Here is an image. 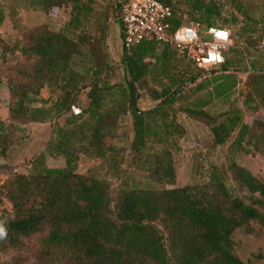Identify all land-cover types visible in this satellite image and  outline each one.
Here are the masks:
<instances>
[{
	"label": "trees",
	"instance_id": "trees-1",
	"mask_svg": "<svg viewBox=\"0 0 264 264\" xmlns=\"http://www.w3.org/2000/svg\"><path fill=\"white\" fill-rule=\"evenodd\" d=\"M96 1L28 0L25 8L34 12L50 13L69 5L68 31L54 32L40 24L24 30L12 45L2 43L0 63L8 53H17L21 61L3 70L0 66L6 89L0 106V160L7 159L18 135L24 138L29 124L50 123L52 137L26 173H14L0 183V197L11 207V217L0 221L7 233L0 238V264H28L23 252L29 247L34 248V264H264V181L234 158L238 153L264 155L263 119L248 126L236 106L218 115L180 110L209 127L212 147L231 142L226 157L230 184L217 167L210 169L204 183L169 189L139 182L129 186L126 180L124 186L120 182L113 188L91 170L76 172L79 155H84L109 162L113 176L121 179L120 153L113 139L119 119L129 114L134 128L132 161L152 183H172L171 153L154 146L184 135L175 119L176 97L204 76L191 60L179 58L170 48L143 42L129 52L122 50L123 79L111 82L104 51L107 14L97 23L96 35L87 30ZM158 1L173 9L174 27L187 16L185 23L206 29L214 25L212 16L221 15L218 0ZM123 2L111 1L114 18ZM231 6L245 20L232 17L234 35L246 49L256 47L264 38V26L259 28L238 2L231 1ZM5 17L0 6V23ZM11 19L16 20L14 15ZM148 81L160 89L155 91L157 104L142 111L139 89ZM248 84L253 90L249 102L264 112V72L252 74ZM44 89L50 91L46 98L41 95ZM81 94V114L74 116L72 107ZM47 157L63 158L65 167L48 168ZM8 168L0 163L1 170Z\"/></svg>",
	"mask_w": 264,
	"mask_h": 264
},
{
	"label": "rangeland",
	"instance_id": "rangeland-1",
	"mask_svg": "<svg viewBox=\"0 0 264 264\" xmlns=\"http://www.w3.org/2000/svg\"><path fill=\"white\" fill-rule=\"evenodd\" d=\"M192 1V0H174ZM231 1H236L239 5L258 22V27L264 26V0H218L220 6V17H211L210 22L214 25L226 28L232 37V46L235 51H227L225 54L226 63L215 70H200L204 75L197 78L193 85L183 89L175 100L174 107L175 119L180 124L185 133L182 137L168 138L164 145H155L156 149H167L172 156L175 168V178L172 183L164 182L161 185L152 183L149 180L148 173L137 168L136 162L132 161L130 145L134 139L133 121L129 114L122 116L118 121L117 136L113 139V144L119 148L121 179L113 176V170L109 162H102L99 159H89L84 155H79L76 164L78 174H86L89 170L99 179L108 181L113 188L125 180L128 185L139 182L143 187L174 188L186 185L200 184L208 180L210 169L217 167L223 174L224 178L230 182V175L227 172V156L230 151V143L222 146L212 147V135L209 127L201 122L193 120L186 116L181 109L193 108L203 109L212 115H218L232 106H236L242 111L243 123L251 125L254 119H263L264 112L256 109V102H249L250 94L253 92L248 84L249 77L252 74L264 72V38L258 42L256 47L246 49L242 39H238L234 33L237 27L230 24L232 17L243 21V17L237 13L231 6ZM28 0H0V6L5 9L6 17L0 23V59L2 43L12 45L15 39L21 38L24 30L31 29L40 24H45L54 32L59 30L68 31L67 25L70 19V6L66 5L60 9H54L50 13L41 11H27L26 5ZM213 3L214 0H205V3ZM110 0H97L93 6L92 17L88 25V31L96 35L95 27L97 23H102L104 13L109 33V47L106 44V62L112 69L111 82H120L123 79V68L121 66L122 49H120L119 35H117L118 23L110 11ZM186 9V8H183ZM14 15V19L11 16ZM187 15V14H185ZM203 17V15L198 14ZM184 16L183 21H186ZM205 24V23H203ZM16 27V28H15ZM256 36H254L255 38ZM120 49V50H119ZM87 50V48H85ZM118 50V51H117ZM6 61L0 63L1 70L7 66H12L21 61L17 53H8L5 55ZM1 61V60H0ZM183 64L190 68L196 69L190 64V61L183 60ZM182 72V71H180ZM146 88H140V98L138 107L142 111L151 109L157 104L155 100V91H159L160 86H153L148 81ZM166 84V81H164ZM45 97L50 94L49 89L42 91ZM5 98V94L2 95ZM54 98V97H53ZM6 99V98H5ZM76 107L81 109L83 94L79 97ZM82 100V101H81ZM245 101H247L245 103ZM64 118L59 119V124H63ZM24 138H18L14 141L13 146L8 152L5 161L0 160L9 166L8 169H0V183H3L14 173H26L30 167L31 160L41 153L48 145L52 137V126L46 124H29L24 127ZM154 128L158 130L156 124ZM235 160L239 165L246 168L251 174L264 181V155H245L236 154ZM46 165L51 169H62L65 167V161L61 157L46 158ZM11 217V207L4 198L0 197V221ZM34 248H27L23 252L28 264H34Z\"/></svg>",
	"mask_w": 264,
	"mask_h": 264
},
{
	"label": "built area",
	"instance_id": "built-area-1",
	"mask_svg": "<svg viewBox=\"0 0 264 264\" xmlns=\"http://www.w3.org/2000/svg\"><path fill=\"white\" fill-rule=\"evenodd\" d=\"M173 9L158 0H124L116 20L120 25L121 49L129 52L140 43L166 46L179 58L191 60L201 70H215L225 63V52L232 46L231 33L211 25L202 29L199 23H171ZM216 33H226V38ZM78 116L81 109L72 107Z\"/></svg>",
	"mask_w": 264,
	"mask_h": 264
},
{
	"label": "crops",
	"instance_id": "crops-1",
	"mask_svg": "<svg viewBox=\"0 0 264 264\" xmlns=\"http://www.w3.org/2000/svg\"><path fill=\"white\" fill-rule=\"evenodd\" d=\"M110 1H112V0H110ZM114 21H117V20H114ZM117 23H118V21H117ZM116 31H117V35H119V40H120V25H119V23H118V28H117ZM106 44L109 47V33H107ZM120 49H121V40H120ZM4 94H5V98H6V89H5V86H4V84L2 82H0V106H3L4 105L5 98L2 97V95H4ZM41 95H42V97L46 98L43 93Z\"/></svg>",
	"mask_w": 264,
	"mask_h": 264
},
{
	"label": "clouds",
	"instance_id": "clouds-1",
	"mask_svg": "<svg viewBox=\"0 0 264 264\" xmlns=\"http://www.w3.org/2000/svg\"><path fill=\"white\" fill-rule=\"evenodd\" d=\"M217 36L225 37L226 38V33H216ZM6 229L3 226H0V238H3L6 236Z\"/></svg>",
	"mask_w": 264,
	"mask_h": 264
}]
</instances>
